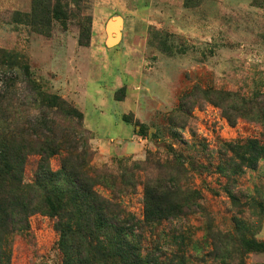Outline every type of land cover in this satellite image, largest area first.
<instances>
[{
  "label": "rangeland",
  "instance_id": "rangeland-1",
  "mask_svg": "<svg viewBox=\"0 0 264 264\" xmlns=\"http://www.w3.org/2000/svg\"><path fill=\"white\" fill-rule=\"evenodd\" d=\"M0 54V128L74 157L87 146L92 165L111 171L147 169L170 150L196 156L202 213L163 223L153 241L177 264H264V160L240 175L219 170L224 144L264 137V116L239 117L235 99L264 102V0H0ZM143 197L139 186L124 201L138 219ZM30 225L12 264H62L55 219L38 213ZM180 232L188 253L175 259Z\"/></svg>",
  "mask_w": 264,
  "mask_h": 264
},
{
  "label": "trees",
  "instance_id": "trees-1",
  "mask_svg": "<svg viewBox=\"0 0 264 264\" xmlns=\"http://www.w3.org/2000/svg\"><path fill=\"white\" fill-rule=\"evenodd\" d=\"M235 99L243 106H238L239 117H250L254 109L264 116V102L246 100L238 94ZM26 131L0 128V264H12L17 239L30 243V217L38 213L55 219L62 264H177L170 262L168 253L157 246L153 236L163 223L202 213L196 206L203 197L189 177L190 172L203 168L196 156L170 150L166 159L149 156L142 165L147 169L120 164L117 171H111L92 165L93 154L87 146L82 155L74 157L72 152L63 154L62 146L50 138L40 143L27 137L30 135ZM60 153L61 167L54 171L49 160ZM222 156L229 165L227 169L219 166L224 175L256 170L264 160V137L224 144ZM32 157H39L38 167L33 182L28 183L25 171ZM144 171L157 173L158 178L145 180L141 177ZM173 172L179 179L176 184ZM139 186L144 188L142 219L124 203ZM175 239L170 247L177 250L175 259H182L188 253L186 237L180 232Z\"/></svg>",
  "mask_w": 264,
  "mask_h": 264
}]
</instances>
